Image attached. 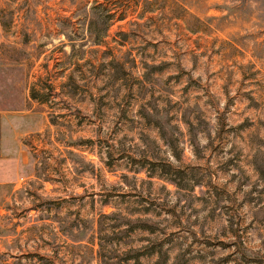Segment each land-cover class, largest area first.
<instances>
[{
    "label": "rangeland",
    "instance_id": "374dc122",
    "mask_svg": "<svg viewBox=\"0 0 264 264\" xmlns=\"http://www.w3.org/2000/svg\"><path fill=\"white\" fill-rule=\"evenodd\" d=\"M138 1L0 0V264H264V0Z\"/></svg>",
    "mask_w": 264,
    "mask_h": 264
},
{
    "label": "trees",
    "instance_id": "16d2710c",
    "mask_svg": "<svg viewBox=\"0 0 264 264\" xmlns=\"http://www.w3.org/2000/svg\"><path fill=\"white\" fill-rule=\"evenodd\" d=\"M138 0H135V5L138 4ZM126 13H124V15H121L117 21L121 22L124 21L127 18V15H125ZM114 18V16L112 15H108L107 17L104 18L103 20V26L101 27V30L94 36V44L97 46H104L106 45L105 43V38L107 37V33L109 31V28L111 27L110 22L112 21V19ZM95 25L94 21H91L89 24V32L92 33V31L94 30L93 27ZM31 98L32 100H37L36 97L33 95V91L31 92ZM41 104L43 103L42 101H39Z\"/></svg>",
    "mask_w": 264,
    "mask_h": 264
}]
</instances>
